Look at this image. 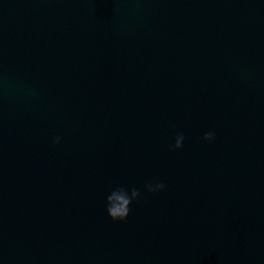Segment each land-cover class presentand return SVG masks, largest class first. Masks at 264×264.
Segmentation results:
<instances>
[{
    "label": "water",
    "instance_id": "obj_1",
    "mask_svg": "<svg viewBox=\"0 0 264 264\" xmlns=\"http://www.w3.org/2000/svg\"><path fill=\"white\" fill-rule=\"evenodd\" d=\"M0 264H264V0H0Z\"/></svg>",
    "mask_w": 264,
    "mask_h": 264
},
{
    "label": "clouds",
    "instance_id": "obj_2",
    "mask_svg": "<svg viewBox=\"0 0 264 264\" xmlns=\"http://www.w3.org/2000/svg\"><path fill=\"white\" fill-rule=\"evenodd\" d=\"M215 131L209 130L203 133L201 139L204 142H212L215 139ZM185 141L183 132H178L173 142L169 145L170 151H176L182 148ZM61 142L59 135L52 137L51 143L57 145ZM166 185L163 181L154 178L143 185V191L148 194H157L165 190ZM141 197V191L134 186H115L105 196V213L112 221H126L130 205Z\"/></svg>",
    "mask_w": 264,
    "mask_h": 264
}]
</instances>
